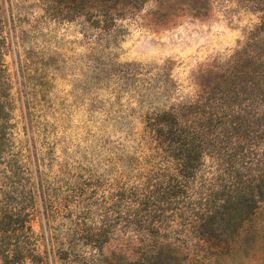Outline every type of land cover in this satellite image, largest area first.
<instances>
[{"label": "rangeland", "instance_id": "obj_1", "mask_svg": "<svg viewBox=\"0 0 264 264\" xmlns=\"http://www.w3.org/2000/svg\"><path fill=\"white\" fill-rule=\"evenodd\" d=\"M0 264H264V0H0Z\"/></svg>", "mask_w": 264, "mask_h": 264}, {"label": "trees", "instance_id": "obj_2", "mask_svg": "<svg viewBox=\"0 0 264 264\" xmlns=\"http://www.w3.org/2000/svg\"><path fill=\"white\" fill-rule=\"evenodd\" d=\"M114 2H117L119 5H121V6H123V7H126V6H129V5H132L133 3H135L136 1H141V0H113ZM146 1V0H145ZM199 1V0H198ZM162 8H163V6H162ZM201 9L202 8H199V7H197L196 9H194L197 13H201ZM224 103H225V105L227 106V105H229L228 104V102H226L225 100H224ZM171 114V121L173 122V124L172 125H175V127H177V128H175V129H178V127L182 124L181 123V121L179 120V118H178V116L177 115H174L173 113H170ZM163 125V124H162ZM164 125H167L166 127H169L168 126V124H164ZM188 129V131H191L192 129H190V128H187ZM195 129V128H194ZM206 129L207 128H204L203 129V133H205V131H206ZM179 133H184L183 132V130H181V128L180 129H178L176 132H175V134H179ZM186 133V132H185ZM208 134V133H207ZM210 134H212V132H210ZM189 136L191 137V139H193V140H196L197 138H199V139H201L203 136L202 135H200V133L198 132V131H193V133H192V135L191 134H189ZM193 137V138H192ZM206 137H209V135H207ZM192 151H194L195 152V158L194 157H192V156H190V155H188V156H186V158H181V161L182 162H186L187 161V163H189V164H192L193 162H196V161H198V157H199V152L196 150V149H191V152H189L190 154L192 153Z\"/></svg>", "mask_w": 264, "mask_h": 264}]
</instances>
